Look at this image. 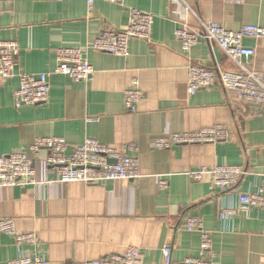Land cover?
<instances>
[{"label":"crops","instance_id":"1","mask_svg":"<svg viewBox=\"0 0 264 264\" xmlns=\"http://www.w3.org/2000/svg\"><path fill=\"white\" fill-rule=\"evenodd\" d=\"M183 1L193 9L194 29L198 20L235 32L244 26L264 29V0H245L241 6ZM132 9L155 16L150 42L132 39L128 57L89 50L104 30L125 31ZM172 10L171 0H124L123 5L95 0L90 16L87 0H0V41L18 43L17 71L48 74L64 48L87 52L95 70L84 82L51 76L50 99L35 107H16L17 78L1 84L0 156L29 152L36 139L45 137L64 139L69 152L87 139L119 151L138 149L139 180L61 183L47 163L48 151L42 150L35 162L37 187L0 188V218H13L19 232L35 234L39 246L34 252H44L50 264L103 260L129 247L141 250L142 264H165L161 250L167 243L173 249L171 264H185L203 256L200 233L185 230L187 217L202 219L210 232L212 249L205 256L211 264H264V214L241 211L237 194L214 189L210 176L194 182L187 175L200 168L240 166L248 174L237 191H256L264 174V111L221 87L188 94L191 60L212 70L236 71L237 66L215 42H201L188 58ZM244 44L256 51L254 68L264 72V39L247 38ZM135 82L145 97L130 112L124 98ZM218 125L228 129L229 140L150 148L163 135ZM162 179L169 182L167 190L160 188ZM228 206L238 214L222 222L220 212ZM22 249L11 236L0 235V264Z\"/></svg>","mask_w":264,"mask_h":264},{"label":"built area","instance_id":"2","mask_svg":"<svg viewBox=\"0 0 264 264\" xmlns=\"http://www.w3.org/2000/svg\"><path fill=\"white\" fill-rule=\"evenodd\" d=\"M61 1V0H58ZM113 4L123 5L124 0H107ZM228 4L241 6L245 0H220ZM95 0H87L88 13H94ZM172 17L179 25L176 36L181 42L183 53L190 58L193 48L201 42H215L226 56L237 66L236 71L212 70L192 60L187 66L188 94L221 87L226 92H234L238 100L264 111V72L253 66L256 51L244 44L247 38L264 39V29L258 26H244L240 31H229L215 22L198 20V27H191L190 18L194 12L183 0H171ZM155 16L150 12L132 9L128 28L123 32L113 29L104 30L88 48L118 57L130 55V41L141 39L151 41ZM87 49V50H88ZM19 45L13 41H0V85L17 78L20 86L14 93L18 109L35 107L48 102L51 93V76H65L76 82L89 81L95 74L89 63L87 52L77 48L60 49L57 67L50 73L30 74L17 71L16 61ZM145 94L138 83L125 92V108L135 112ZM91 121V120H90ZM230 134L225 126L218 125L195 133L168 134L155 138L150 148L167 150L182 145L217 144L229 140ZM42 150H47L48 165L54 167L59 175V182H77L85 185H103L111 181H135L142 177L140 160L136 155L138 149L131 146L119 151L106 146L96 139H87L71 152L66 141L58 137L38 138L29 152L15 150L0 156V188L37 187L35 162ZM247 170L240 166H215L190 171L187 175L194 182H202L210 176L211 185L222 193L237 194L241 211L253 209L264 214V174L260 175V185L256 191L238 192V187ZM160 188L167 190L169 182L160 180ZM238 214V209L228 206L222 208L220 220L226 222ZM185 230L199 232L201 235V253L199 259H188L185 264H211L205 254L212 249V238L204 227L202 219L187 217ZM11 236L18 247L24 248L20 255L8 261V264H50L44 252H34L39 246L38 237L32 233L17 230L13 218H0V235ZM172 246L165 244L161 250L165 264L172 263ZM72 264H142L141 250L129 247L123 254H114L103 260L86 261Z\"/></svg>","mask_w":264,"mask_h":264}]
</instances>
